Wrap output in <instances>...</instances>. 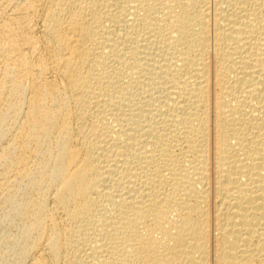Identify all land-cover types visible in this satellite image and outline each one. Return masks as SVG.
Segmentation results:
<instances>
[{
	"label": "bare ground",
	"instance_id": "obj_1",
	"mask_svg": "<svg viewBox=\"0 0 264 264\" xmlns=\"http://www.w3.org/2000/svg\"><path fill=\"white\" fill-rule=\"evenodd\" d=\"M6 31L0 99L30 93L54 188L17 215L50 264H264V0H0Z\"/></svg>",
	"mask_w": 264,
	"mask_h": 264
},
{
	"label": "rangeland",
	"instance_id": "obj_2",
	"mask_svg": "<svg viewBox=\"0 0 264 264\" xmlns=\"http://www.w3.org/2000/svg\"><path fill=\"white\" fill-rule=\"evenodd\" d=\"M16 2H19V0H16ZM32 21L33 22H27L28 24L21 23V26L15 25V22L10 23V29L13 30L18 27L22 28L24 25H29V27H32L31 23L33 25L35 23V20L33 19ZM9 33L10 31H6L0 34V37H2L0 39V44H5L3 38L9 35ZM26 33L24 32V36L28 37L30 40L35 39L34 34L28 35ZM23 43L24 42L22 37H16L14 38V46H11L9 44L5 45L8 48H14L16 46H22ZM21 57L22 59L28 61L31 59L30 62H33L35 64V61H37V59L35 58L38 57V59H42L44 55L40 52L39 56L33 57L24 51L22 52ZM3 60L4 58L0 56V72ZM47 79L50 80L49 78ZM3 81L4 80L0 78V83H3ZM26 84H28V82H26ZM22 95L23 97H21ZM30 98V93L27 91H23L19 94V97L17 96L18 100L10 99V102H6V100L4 101L3 99H0L1 112L5 110L4 106L8 104L14 105V107L16 106V110H11L6 115L5 121L1 126L3 131L2 134H0V264H35L36 261H40L43 264L51 263V259L49 258L47 253H45V251L38 249L36 250V244L40 239L39 237L37 238V235L25 238L24 231L22 229L24 221L17 215V210L22 202L37 201L46 198L47 209L52 208L54 188L48 178L44 175L42 176L36 169L38 168L39 162H42L41 159L38 157H34L27 151H24L20 146L19 132L22 133L21 130L23 129L22 126L25 123L26 112L29 106ZM21 101L23 102L21 103ZM2 104L3 106L1 107ZM14 146H17V149ZM23 169H26L27 172L30 173L29 181L19 178L18 174ZM37 184L38 186L37 188H35L34 186ZM25 245L32 246L31 250H34V252L36 250L37 252L31 253V251L21 259L19 258V251ZM18 260L20 261V263Z\"/></svg>",
	"mask_w": 264,
	"mask_h": 264
}]
</instances>
